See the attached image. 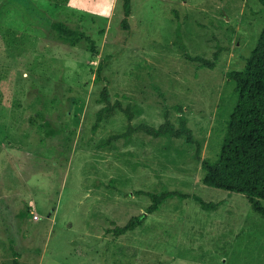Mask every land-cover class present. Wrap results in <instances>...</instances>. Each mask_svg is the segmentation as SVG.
<instances>
[{"label":"rangeland","instance_id":"1","mask_svg":"<svg viewBox=\"0 0 264 264\" xmlns=\"http://www.w3.org/2000/svg\"><path fill=\"white\" fill-rule=\"evenodd\" d=\"M131 3L125 29L121 0H0V264H264V213L205 185L201 166L219 154L238 96L228 73L256 45L263 1ZM104 87L133 125L166 111L177 125L181 106L195 142L116 137L128 120L97 121Z\"/></svg>","mask_w":264,"mask_h":264},{"label":"trees","instance_id":"2","mask_svg":"<svg viewBox=\"0 0 264 264\" xmlns=\"http://www.w3.org/2000/svg\"><path fill=\"white\" fill-rule=\"evenodd\" d=\"M121 1L123 18L120 24L123 28L129 29L132 3L131 0ZM262 1L264 4V0ZM53 27L65 36L75 34V30L65 23L54 22ZM228 76L235 82L237 101L227 120L217 158L212 162L206 159L201 160L202 169L205 171L202 181L208 186L245 194L252 202L253 208L264 213V208L257 200L264 199V25L244 67L230 71ZM100 100L105 104L96 113L97 121L108 117L116 109L123 111L128 120L126 130L115 134L116 137L128 136L140 131L152 137L169 135L176 138L184 137L191 143L195 142L192 129L181 111V106H178L180 113L177 125L170 120L167 111L164 121L158 126L144 122L133 125L131 123L134 117L132 109L128 105L124 106L120 100L111 101L106 87L100 93ZM196 156L199 160L198 151ZM172 194L174 193L151 194L154 203L147 208L148 212L156 210L158 204ZM197 199L203 208L216 206V203H208L200 197ZM144 216V213L132 216L124 224L113 223V226L107 227L106 231L114 236H120L139 226ZM14 264L17 262L15 261Z\"/></svg>","mask_w":264,"mask_h":264}]
</instances>
